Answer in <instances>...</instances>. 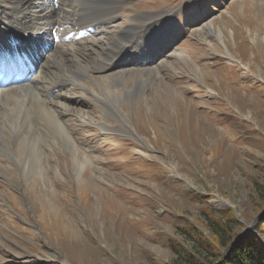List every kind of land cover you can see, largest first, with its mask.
<instances>
[{"label":"rangeland","instance_id":"1","mask_svg":"<svg viewBox=\"0 0 264 264\" xmlns=\"http://www.w3.org/2000/svg\"><path fill=\"white\" fill-rule=\"evenodd\" d=\"M66 1L56 0L55 15L68 9ZM106 1L118 4L117 18L101 41L90 50L71 45L68 56L53 52L48 60L91 68L86 81L72 77L84 88L77 108L115 131L103 134L72 118L82 147L97 145L94 155L84 151L90 161L80 174L66 145L48 156L34 129L19 139L31 156L27 173L0 148V264H183L178 249L209 264L206 253H195L191 231L213 241L209 224L224 212L233 214L235 234L259 236L264 0ZM13 2L0 0V6ZM40 3L22 4L30 22ZM95 8L101 11L82 16L80 25L111 18L102 4ZM127 31L142 35L143 57L126 56L130 66L121 80L118 72L95 71L108 63L110 51L127 44ZM0 36L2 53L11 45L1 9ZM34 45L38 49L27 47ZM100 75L106 86L92 79ZM24 90L27 98L34 94ZM98 96L119 114L111 117L94 101ZM128 126L134 135L126 133Z\"/></svg>","mask_w":264,"mask_h":264},{"label":"bare ground","instance_id":"2","mask_svg":"<svg viewBox=\"0 0 264 264\" xmlns=\"http://www.w3.org/2000/svg\"><path fill=\"white\" fill-rule=\"evenodd\" d=\"M24 1L27 0H14L11 7L0 6L9 32L8 42L11 45L9 49L0 53V148L11 155L14 164L20 168L22 173H27L31 166V156L30 153L24 152L27 147L25 142L19 139L20 135L34 129L41 133L39 134L42 136V143L48 148L46 152L48 156L54 154L56 146L62 143L66 145L72 152V156L76 158L75 161H78L77 173L80 174L90 161L86 156L88 153L84 151L94 155L97 145L82 147V143L78 142L70 128L69 123L72 118L75 117L80 124H94L103 134L115 130L110 128L108 121L103 118L100 123L89 121V118H84L77 108L79 105L77 96L85 97L84 94L82 96L84 88L72 80V77L85 79L88 76L85 71H88L89 68L74 64L73 69H69V63L67 64L69 59L67 58L65 62L48 59L53 52L62 56L66 53L68 56V48L71 45H81L86 50L88 47H90L88 50L95 47L98 41H101L100 37L106 34L111 27L110 24L117 18L113 13H116L114 10L117 9L118 4H109L106 0H78L82 4L73 5L71 1L76 0H69L65 4L68 9H65L62 14L55 15L56 0H41L38 6L39 13L30 22V18L21 9ZM101 4L112 14L111 18L107 20L95 19L80 25L79 19L82 16L93 15L101 11L95 8L96 5ZM77 18L78 22L73 25L72 21H76ZM54 30L55 32H53ZM128 31L124 33L129 39L127 44L118 47L117 51H110L108 55L111 57L108 59V63L100 64L96 69H92L107 74L118 72L114 75L121 80L124 76L122 72L130 66H126L128 63L126 56L135 54L138 58L143 57L140 50L143 40L139 39L142 35L133 36ZM25 34H28L27 38L15 41V38L23 37ZM80 35H87V37L79 39ZM56 37L57 41L55 42L54 38ZM74 37L77 42L72 44ZM118 40L116 41L118 42ZM32 43H35L38 49L35 45L32 47L33 49L27 47ZM124 65L126 67H123ZM56 68L60 69L64 76L59 78L60 76H57L59 72L57 75L55 73ZM1 70L5 71V74L16 72L12 84H9L8 76L5 77ZM142 73L138 74L143 76ZM92 79L98 84L106 86L107 81L102 75L92 77ZM27 87L33 88L34 91V94L29 98L24 95V89ZM94 101L101 107H105L111 117L119 114L118 106L107 105L99 96ZM126 133L130 136L134 135V131L129 126ZM40 152L42 153L41 150ZM8 161L12 162L11 159Z\"/></svg>","mask_w":264,"mask_h":264},{"label":"trees","instance_id":"3","mask_svg":"<svg viewBox=\"0 0 264 264\" xmlns=\"http://www.w3.org/2000/svg\"><path fill=\"white\" fill-rule=\"evenodd\" d=\"M231 214L224 212L222 218L217 217L210 222L209 228L213 235V241L209 243L200 234L196 235L195 231H191L193 233L192 241L198 249L195 253L199 255V258L200 255L206 253L204 255L209 264H264V213L257 223L259 236L247 234L236 242L235 240L240 234H235L231 228L230 224L235 222L230 218ZM232 217L234 218L233 214ZM189 235L191 234L189 233ZM178 251L183 264H207L201 258L195 260V255L192 252L180 249Z\"/></svg>","mask_w":264,"mask_h":264},{"label":"water","instance_id":"4","mask_svg":"<svg viewBox=\"0 0 264 264\" xmlns=\"http://www.w3.org/2000/svg\"><path fill=\"white\" fill-rule=\"evenodd\" d=\"M247 234H249V232L246 230V231H243L237 238H236V240H235V242L236 241H238V240H240L243 236H245V235H247Z\"/></svg>","mask_w":264,"mask_h":264}]
</instances>
